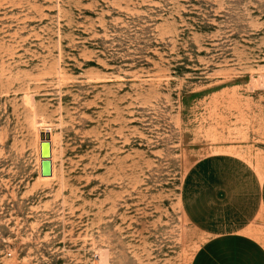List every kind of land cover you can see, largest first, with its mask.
Here are the masks:
<instances>
[{"label":"rangeland","instance_id":"374dc122","mask_svg":"<svg viewBox=\"0 0 264 264\" xmlns=\"http://www.w3.org/2000/svg\"><path fill=\"white\" fill-rule=\"evenodd\" d=\"M220 157L264 173V0H0V264H193Z\"/></svg>","mask_w":264,"mask_h":264},{"label":"crops","instance_id":"0c3cea01","mask_svg":"<svg viewBox=\"0 0 264 264\" xmlns=\"http://www.w3.org/2000/svg\"><path fill=\"white\" fill-rule=\"evenodd\" d=\"M212 164L215 169L189 180L193 185L183 202L193 227L216 234L193 264H264V247L247 236L251 225L264 218V173L235 158L220 157Z\"/></svg>","mask_w":264,"mask_h":264},{"label":"water","instance_id":"95a60500","mask_svg":"<svg viewBox=\"0 0 264 264\" xmlns=\"http://www.w3.org/2000/svg\"><path fill=\"white\" fill-rule=\"evenodd\" d=\"M39 155H40V176L50 177L51 176V145L49 142V135L46 133L40 134L39 143Z\"/></svg>","mask_w":264,"mask_h":264},{"label":"bare ground","instance_id":"6f19581e","mask_svg":"<svg viewBox=\"0 0 264 264\" xmlns=\"http://www.w3.org/2000/svg\"><path fill=\"white\" fill-rule=\"evenodd\" d=\"M50 158H51V156H50ZM51 175H52V173H51ZM51 177V176H50Z\"/></svg>","mask_w":264,"mask_h":264}]
</instances>
